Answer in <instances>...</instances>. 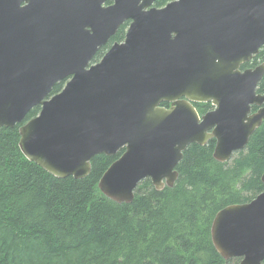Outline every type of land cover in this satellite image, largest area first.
<instances>
[{
    "label": "water",
    "instance_id": "95a60500",
    "mask_svg": "<svg viewBox=\"0 0 264 264\" xmlns=\"http://www.w3.org/2000/svg\"><path fill=\"white\" fill-rule=\"evenodd\" d=\"M156 1L0 0V129L39 107L18 129L19 148L58 179H84L93 157L123 150L98 183L117 204L144 180L172 188L191 144L215 140L213 159L229 162L264 123V64L241 70L264 46V0ZM128 21L123 43L92 64ZM193 104L213 110L199 116ZM261 183L255 199L212 221L226 261H264V173Z\"/></svg>",
    "mask_w": 264,
    "mask_h": 264
},
{
    "label": "trees",
    "instance_id": "16d2710c",
    "mask_svg": "<svg viewBox=\"0 0 264 264\" xmlns=\"http://www.w3.org/2000/svg\"><path fill=\"white\" fill-rule=\"evenodd\" d=\"M172 1L157 0L154 6ZM128 25L98 50L92 64L123 42ZM261 64L264 46L242 68ZM65 83H56L49 96L59 94ZM256 92L263 94L264 77ZM194 106L200 115L211 108ZM39 111L33 108L22 124L0 129V264L239 263L216 252L210 227L219 211L262 193L264 123L229 162L213 159L215 140L191 144L175 169L178 179L172 188L157 191L144 180L132 202L117 204L101 194L98 183L123 150L93 157L89 175L81 180L55 178L25 158L18 129Z\"/></svg>",
    "mask_w": 264,
    "mask_h": 264
},
{
    "label": "flooded vegetation",
    "instance_id": "af4514ba",
    "mask_svg": "<svg viewBox=\"0 0 264 264\" xmlns=\"http://www.w3.org/2000/svg\"><path fill=\"white\" fill-rule=\"evenodd\" d=\"M155 5V4H154ZM130 22L128 21V24H129ZM124 41V40H123ZM109 42V41H108ZM109 50V49H108ZM242 70H243V68H242ZM245 70V69H244ZM64 81V80H63ZM61 82V81H60ZM66 82H67V80H66ZM167 105V107H165V108H168L170 105H168V104H166ZM193 105H195V104H193ZM161 107H164V106H162L161 105ZM195 107V106H194ZM254 108V107H253ZM195 109H196V107H195ZM213 108L211 107V109L210 110H212ZM196 111H197V109H196ZM256 111V110H255ZM198 112V111H197ZM199 114V113H198ZM204 114V113H203ZM199 116H201L200 114H199Z\"/></svg>",
    "mask_w": 264,
    "mask_h": 264
},
{
    "label": "rangeland",
    "instance_id": "374dc122",
    "mask_svg": "<svg viewBox=\"0 0 264 264\" xmlns=\"http://www.w3.org/2000/svg\"><path fill=\"white\" fill-rule=\"evenodd\" d=\"M242 67H243V66H242ZM242 67H241V70H242ZM210 106H211V105H210ZM211 107H212V106H211ZM212 108H213V107H212ZM210 109H211V108H210ZM210 109H209L208 111H206L205 113L211 111ZM212 110H213V109H212ZM253 112H255V111H253ZM205 113H204V114H205ZM204 114H201V116L204 115Z\"/></svg>",
    "mask_w": 264,
    "mask_h": 264
},
{
    "label": "bare ground",
    "instance_id": "6f19581e",
    "mask_svg": "<svg viewBox=\"0 0 264 264\" xmlns=\"http://www.w3.org/2000/svg\"><path fill=\"white\" fill-rule=\"evenodd\" d=\"M122 43H123V42H122ZM118 44H120V43H118ZM109 49H110V48H109ZM69 79H70V77L67 78V79H65V80H67V82H68ZM67 82H66V83H67ZM66 83H65V84H66ZM169 107H170V106H169ZM169 107H168V108H169ZM163 108H165V107H163ZM168 108H166V109H168Z\"/></svg>",
    "mask_w": 264,
    "mask_h": 264
}]
</instances>
